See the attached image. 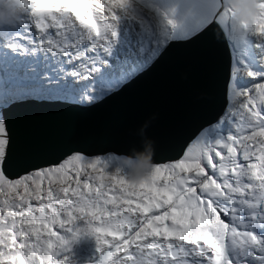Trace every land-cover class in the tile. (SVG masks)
Returning a JSON list of instances; mask_svg holds the SVG:
<instances>
[{
    "label": "snow or ice",
    "instance_id": "6c2138e0",
    "mask_svg": "<svg viewBox=\"0 0 264 264\" xmlns=\"http://www.w3.org/2000/svg\"><path fill=\"white\" fill-rule=\"evenodd\" d=\"M24 2L26 31L9 46L57 52L82 78L97 71L122 14L135 15L134 0ZM231 14L227 0H211L208 24ZM252 32L264 37V14ZM227 93L228 134L209 141L198 131L182 158L154 163L139 182L122 155L26 151L0 109V264H76L71 242L85 232L92 264H264V81Z\"/></svg>",
    "mask_w": 264,
    "mask_h": 264
},
{
    "label": "water",
    "instance_id": "95a60500",
    "mask_svg": "<svg viewBox=\"0 0 264 264\" xmlns=\"http://www.w3.org/2000/svg\"><path fill=\"white\" fill-rule=\"evenodd\" d=\"M219 29L218 21L209 26L207 20L198 32L170 39L145 68L94 103L26 96L0 109L13 121V134L26 151L38 155L101 154L107 150L104 137L114 151L141 149L140 128L147 122L154 163L175 160L228 104L232 55L223 32L215 38ZM41 49L51 60L60 55L33 47L35 54Z\"/></svg>",
    "mask_w": 264,
    "mask_h": 264
},
{
    "label": "bare ground",
    "instance_id": "6f19581e",
    "mask_svg": "<svg viewBox=\"0 0 264 264\" xmlns=\"http://www.w3.org/2000/svg\"><path fill=\"white\" fill-rule=\"evenodd\" d=\"M162 2L166 4L165 0H162ZM209 13L207 16H209ZM207 20L208 19H206L205 22ZM156 23L157 27L160 29L157 33L158 35L154 33L151 27H142L143 25L138 21L136 9L135 15L132 17H127V15L122 14L117 28L118 36L112 43L110 50L99 53L100 58L96 64L97 71L87 78L80 77V80L77 79V77H79L78 75L65 73L66 69H72V63L75 62L70 63L61 54L58 58H54L58 60V68L51 69L48 67L49 64L55 65L56 62L54 59L51 60L47 53L40 55V53H43V49L39 54L33 52L29 54L28 48L23 49L19 46H10L6 52L0 51V59H2L0 60V107L5 106L11 99L17 100L25 98L26 96H38L40 99L47 100L80 101V104L83 105L94 103L108 94L111 90L119 87L135 72L145 68L170 39L192 35L198 32L199 28L202 26L201 24L199 27L190 30L184 35H177L178 28L176 27L173 37L161 41L162 28L158 20H156ZM16 25V27H18L17 32L19 34H24L26 25L21 22ZM14 27L15 26L10 25L0 26V31L3 33V39L5 41L9 40V42L12 43L17 38L18 33L16 34L13 32ZM35 31V28H33V32ZM252 40H254V37L251 35L248 37L246 36L245 39L240 42L228 40L232 55V74L228 82V88L230 85H234L237 89H250L258 79H262L257 70L259 69L260 63L256 56H262V60H264V41L261 43V46H258V42L251 45L250 43ZM145 43L147 45L152 44V46H146L140 49L139 46ZM24 44L27 45L28 43L24 42ZM34 46L36 45H33V47ZM248 47H250V49H247ZM21 49L24 52H21ZM31 51H33V49ZM31 59L34 62H32ZM27 65H29V67L26 68ZM40 66H43V71H41ZM77 69L78 66L76 70ZM248 71H252L257 75L255 77L249 76L247 74ZM38 73L41 74L40 79L37 78ZM119 76H122V79L116 82ZM69 83L71 84L70 86L68 85ZM226 108L227 106L218 120L208 126L203 132V135L209 141H215L220 136H226L229 130H231L230 121L224 118L226 115ZM103 140V142L107 144V150L101 154L87 157H103L108 153L115 155L131 153L130 155L134 156L131 148L114 151L112 150L109 138L104 137ZM180 158H182V155L175 160L165 163L175 162ZM163 175L164 174H161L160 179L163 178ZM83 255H86V258H84V261L82 260L80 264H92V261H94L97 256V251L91 248L87 252H84Z\"/></svg>",
    "mask_w": 264,
    "mask_h": 264
},
{
    "label": "rangeland",
    "instance_id": "374dc122",
    "mask_svg": "<svg viewBox=\"0 0 264 264\" xmlns=\"http://www.w3.org/2000/svg\"><path fill=\"white\" fill-rule=\"evenodd\" d=\"M165 2L166 4H164L162 0H134V8L137 10L138 21L141 22V24L143 25L142 27H151L154 33L157 34L160 31L156 23V20H158V23L162 28L161 41H165L173 37V35H175L174 32L176 30V27L178 28L177 35L187 34L190 30L199 27L203 22H205L208 13L211 10V0H165ZM127 17L130 16L127 15ZM169 19L174 21V26L172 24L167 23V20ZM16 26L17 25H15L13 32L17 34L18 27ZM249 35L254 37V40H252V42L250 43L251 45L258 42V46H261V43H263L264 41V37H260L254 32H249L246 36L248 37ZM2 39L3 33H1L0 31V51L6 52V50L10 48L9 45L11 43L9 42V40L5 41L4 39ZM30 45L31 44H25V46L21 48H28L29 54L30 52L34 53V50L31 51L33 49V45H31V47ZM146 46H152V44L147 45L145 43L144 45H140L139 48L143 49ZM38 47L41 48V46ZM247 49H250V47H248ZM21 52L24 51L21 49ZM44 54H46L45 49H43V53H40V55ZM256 58L260 60V63L262 65H264V60L262 61V56L257 55ZM55 62V65H49L48 67L51 69H57L59 64L58 60H55ZM77 66L78 63H72V69H66L65 73L73 74ZM27 67H29V65H27L26 68ZM261 73H264V71H262ZM40 77L41 74L38 73L37 78L40 79ZM77 79L80 80V76L77 77ZM121 79L122 76H119L116 82H119ZM161 174L164 173L162 172ZM43 186L44 185L42 183V187ZM0 199H2V197H0ZM53 231H57L56 226H53ZM71 244V259L74 260L76 264H80L82 260L84 261V258H86L87 255H83L84 252H87L91 248L93 250H96L95 237L87 232L80 235L79 238L75 241H72Z\"/></svg>",
    "mask_w": 264,
    "mask_h": 264
},
{
    "label": "clouds",
    "instance_id": "9594fccd",
    "mask_svg": "<svg viewBox=\"0 0 264 264\" xmlns=\"http://www.w3.org/2000/svg\"><path fill=\"white\" fill-rule=\"evenodd\" d=\"M261 0H227V6L232 10L225 23H221L219 31L215 32V38H220L223 32L224 38L232 42L243 41L247 33L252 32L258 17L264 14L261 8ZM29 13V8L24 0H0V26H15L23 21ZM147 122L141 126L140 135L143 137L142 148L132 149L133 155L123 154L124 173L130 181L139 182L152 172L154 166V141L145 135Z\"/></svg>",
    "mask_w": 264,
    "mask_h": 264
},
{
    "label": "flooded vegetation",
    "instance_id": "af4514ba",
    "mask_svg": "<svg viewBox=\"0 0 264 264\" xmlns=\"http://www.w3.org/2000/svg\"><path fill=\"white\" fill-rule=\"evenodd\" d=\"M263 61V60H262ZM258 62L260 63V60H258ZM258 70V72L260 73V76L262 77V79H258L256 82H255V84L256 83H259V82H261V81H263L264 80V73H261L262 71H264V65H262L261 63H260V65H259V69H257Z\"/></svg>",
    "mask_w": 264,
    "mask_h": 264
}]
</instances>
